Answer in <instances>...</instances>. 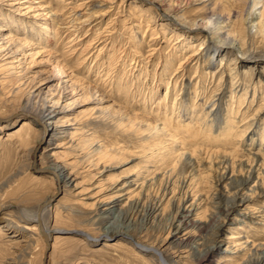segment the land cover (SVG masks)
Here are the masks:
<instances>
[{
    "label": "rangeland",
    "instance_id": "rangeland-1",
    "mask_svg": "<svg viewBox=\"0 0 264 264\" xmlns=\"http://www.w3.org/2000/svg\"><path fill=\"white\" fill-rule=\"evenodd\" d=\"M251 1L29 0L22 15L18 7L0 3V29L20 19L23 25L10 29L11 35L38 44H27L19 77L0 73V186L9 181L0 189V224L9 225L0 230V264H44L47 244L39 222L26 221L20 210H36L52 199L47 264H166L156 250L171 264L263 263L264 35L253 34L245 23ZM211 18L218 31L209 26L211 32L223 39L230 34L249 58L237 62L240 54L218 55L210 45L201 63L189 59L203 41L209 46L211 32L196 24ZM150 94L155 96L144 108ZM223 96L225 103L218 104ZM182 100L189 113L208 119L199 141L204 149L221 142L211 139L210 123L218 129L223 114L239 123L235 132L231 128L235 140L221 145L227 149L198 156L190 139L180 144L165 136L148 140L136 132L142 122L151 129L165 126L164 114L154 123L160 105L161 113L170 111L167 124L186 131L171 112H181L177 103ZM54 105L64 112L55 119L58 142L51 131L36 149V114L45 108L52 118ZM29 120L35 129L26 134L23 122ZM248 126L251 135L241 138ZM236 144L240 147L233 150ZM49 147L55 149L45 152ZM55 163L72 177L66 190L46 169ZM247 177L236 195L233 188ZM229 203L236 204L235 212L225 219L222 207ZM183 206L192 210V221L211 225L198 243L215 249L206 262H198L203 248L193 256L181 244L186 238L194 244L200 236L191 226L178 229ZM108 207L113 209L99 215ZM116 228L127 236L103 238Z\"/></svg>",
    "mask_w": 264,
    "mask_h": 264
},
{
    "label": "bare ground",
    "instance_id": "bare-ground-1",
    "mask_svg": "<svg viewBox=\"0 0 264 264\" xmlns=\"http://www.w3.org/2000/svg\"><path fill=\"white\" fill-rule=\"evenodd\" d=\"M6 2L7 4H10V0H0V3L1 2ZM12 1V0H11ZM29 2V0L27 1V0H13L12 1V3L9 5L10 7H13V8H15V7H18L17 9H16V11H18L19 12V15L21 14L22 15V10H25L26 8H24V9H22L21 7H22V5H25L26 3H28ZM250 10L251 11H249V9H248V11H247V14H246V18H245V23L246 24H249V29H250V31L253 33V34H262V35H264V0H253V1H251L250 2ZM27 9H29L30 10V8H27ZM0 13H1V11H0ZM19 15H17V16H19ZM137 18V17H136ZM199 23V22H198ZM196 24V25H201V27L202 28H205V29H208L210 32L212 31L211 30V28L210 27H214V30H215V32L217 31L216 30V27H215V22H214V19L213 18H211V19H209V20H207V21H203V20H201L200 21V23L201 24ZM12 25V26H11ZM21 25H23L22 24V20H20V19H15V20H12V21H8V22H6L5 23V28H1L0 29V73H3V72H9V76H11V75H13V76H17V77H19L21 74H22V72H23V70H24V67L22 68V64H23V62H22V59H20L21 58V55H22V53H24L25 52V49L27 48L28 49V47L31 45V44H34V45H32V46H30V47H36V46H38V44L37 43H23V41L21 40V39H19V38H17L16 36H12L11 35V33H10V29H13V28H18V27H20ZM210 26V27H209ZM201 27H200V29H201ZM40 28H42V26H40ZM218 28H220V27H218ZM43 29V28H42ZM42 29H40V30H42ZM17 30H19V29H17ZM37 30V29H36ZM222 30V29H221ZM213 32V31H212ZM211 32V34H209L210 35V37L208 38V42H210V44H208L209 46H206L205 47V41H203L202 43L203 44H201V50H198V52H194V54H192L190 57H189V59L190 60H194V61H196V60H198V63L200 62V58L199 57H201V59H203L204 57H205V55H203V53H204V51H206V49L207 48H209L210 47V45H213L215 48H218V55H220L221 54V52H224V51H227V52H229V53H235V54H237V55H239L240 54V56H238V58L236 59V61L238 62L239 61V58H246L247 56H246V54L247 53H245V50L243 51V48L241 47V46H239L238 44H237V41L229 34L228 35V38H222V35H221V33H220V36H216L215 34L218 32H216V33H212ZM221 32V31H220ZM26 34V33H25ZM41 34H42V32H41ZM40 34V35H41ZM42 35H44V34H42ZM80 41V40H79ZM29 46H28V45ZM211 48V47H210ZM245 48V47H244ZM100 53H102V52H100ZM252 55V54H251ZM197 57L199 58V59H197ZM247 58H249V57H247ZM190 60H188V61H190ZM193 62V61H192ZM197 62V61H196ZM201 63V62H200ZM186 64V63H185ZM205 64H207V66H211L212 65V63L211 62H209V61H205ZM22 69V70H21ZM216 72H217V70H215L214 71V74H216ZM3 75V74H2ZM8 75V74H7ZM8 76V77H9ZM196 76V75H195ZM3 77V76H2ZM197 77V76H196ZM10 78V77H9ZM13 80V79H12ZM5 81H6V79H5ZM18 81H19V79H18ZM1 83H2V81H1ZM47 83H50V81L49 82H47ZM120 84H121V82H120ZM45 85V84H44ZM114 85V84H113ZM5 86V85H4ZM122 86V85H121ZM124 86V85H123ZM239 87H240V85H239ZM6 88V87H5ZM114 88H115V86H114ZM222 85H220V86H218L217 88H216V90L214 91V93L215 92H218V91H221L222 89ZM208 89V88H207ZM221 89V90H220ZM121 90V89H120ZM159 90H156V91H154V93H157ZM120 93V92H119ZM120 95V94H119ZM135 95V94H134ZM153 95L155 96V94H150L149 96H147V101H145L146 102V104H145V102H144V108H149V106H147V103H149L150 101H152L153 100ZM225 96V95H224ZM224 96L221 98V99H219V100H217V103L218 104H223V102H224ZM247 96V95H246ZM245 96V97H246ZM119 98L121 97V96H118ZM129 97V96H128ZM138 97V96H137ZM167 97V96H166ZM136 98V96L134 97V99ZM197 99V98H196ZM191 100V97L190 96H188V103H189V101ZM212 100V99H211ZM196 101V100H195ZM246 101V100H245ZM175 103H176V101H175ZM186 103H187V100L186 101H184V100H182V102H180V103H177V105L179 104L180 105V107H179V109H177V110H179V111H181V112H178V114L176 113V110H174V111H171L172 112V115L173 116H175V114H176V118H175V120H178V121H181V123H185V125H186V131L184 130V131H181L179 128L180 127H178V124L176 123L175 124V126L173 125V128L171 127V126H169V124H167V122H169V121H171V119H172V117L169 119V118H167V115H168V113L170 112H165L164 113V111H163V113H161L160 111H158V110H161L160 108L162 107V105H160V107L158 108V109H156L154 112H156L157 111V114H156V116L154 117V123L156 124V123H159L158 121H160V120H162V119H160V118H162V117H164L165 115H166V120H165V122H166V124H164L165 126L162 128V129H160V128H158V124L156 125L157 127H153V129H151V128H149V127H145L144 125H143V122L142 123H140L139 125H138V127L136 128V129H138V130H136V132L137 131H141V133H142V135L146 138V139H148V140H153V138H154V140H156L155 138L156 137H161V136H165L166 138H169L168 140H170V141H173V143L174 142H178V141H180V143H182L181 142V140L183 139H190L189 141V143H191L192 142V146L191 147H193V153L194 154H196V155H202V154H205V153H207V152H212V151H214L215 149H227V148H225V147H223V146H221V145H228L229 143H230V141H233V140H235L234 139V132L236 131V129L238 128V125H239V123H237L235 120L233 121V119L232 118H229V117H227V115L224 117V115L225 114H223V119H222V123H220L219 125H218V129L216 128L215 129V127L214 126H212V123H210L209 125H208V132H209V134L211 135V139H217L218 137H220L219 139H220V143H218V144H216L214 147H211V148H207V147H205L206 149H204L203 148V146H202V144H199V141H200V135H201V133H202V130H203V128L205 129V127H207V126H205V125H207V123H208V119H203V118H201V116H197L198 114H196L195 112L194 113H189V108H188V106L189 105H186ZM217 103H215V105L217 104ZM225 103V102H224ZM242 104L243 103H245L244 101H242L241 102ZM191 104V103H190ZM194 104H196V105H198V103L196 102V103H194ZM242 104H240V105H242ZM46 106V105H45ZM44 106V107H45ZM199 106H201V105H198V106H195L197 109L199 108ZM240 107V106H239ZM52 108H55L53 111H51V113L49 114V115H52V114H55L56 116H54V117H52V118H48V116H47V113H48V109L46 110L45 108H43L38 114H36V119H34L35 121L34 122H36V123H34V124H37V125H39L40 126V128H39V130H40V133H39V136H38V141H37V145H36V149H38L39 147H40V142H41V140L42 139H44V137H45V135L47 136V135H49L50 134V132L52 131L53 133H52V139L53 140H55L56 142H58V135H60V132H58L59 131V126H55V124H57L58 122L57 121H55V119L57 118V116L58 115H60V114H62V113H64V112H62L63 111V109H62V107L60 106V107H58V105H54ZM165 109H166V107H164ZM173 108V107H172ZM151 109V108H150ZM50 110V109H49ZM182 112H184L183 114H184V116H183V118H184V120L183 119H181L182 117H181V114H182ZM159 113H160V115H159ZM30 114H31V112H30ZM163 114H164V116H163ZM190 114H192V116H191V124L189 123V124H186V122L188 121V120H185L186 118L187 119H189V116L188 115H190ZM26 116H28V115H26ZM221 117V118H222ZM33 118V117H32ZM160 120H159V119ZM235 118V117H234ZM194 119V120H193ZM245 117L242 119V120H244L245 121ZM52 121V122H51ZM194 123V124H193ZM201 123V124H200ZM203 123H205V124H203ZM32 122H30V120L28 121V122H23V127H22V129H24L25 131H26V134H31L32 132L34 133V131H32V129H35V125H34ZM66 125V124H65ZM184 125V126H185ZM200 125H204V126H200ZM224 125V126H223ZM246 125V124H245ZM38 126V127H39ZM67 126V125H66ZM233 126H235L236 128H234L233 130H234V132H233V130L231 131V128L233 127ZM253 126V125H252ZM252 126H248V127H246V128H244V130L241 132V133H243L242 134V137L241 138H245V136L248 134V132L250 131V129L252 128ZM50 127H51V129H50ZM63 127H65V126H63ZM68 127V126H67ZM228 127V128H227ZM243 127H245V126H243ZM227 128V129H226ZM192 130H194V133L193 132H191ZM217 130V131H216ZM25 131H24V133H25ZM30 132V133H29ZM149 132V133H148ZM146 133H148L147 135H146ZM264 133V132H263ZM182 135H184V136H182ZM248 135H251V133L250 134H248ZM18 136H20V135H18ZM182 137L181 139H180V137ZM263 136V135H262ZM20 138V137H19ZM18 138V139H19ZM56 138V139H55ZM233 138V139H232ZM158 139V138H157ZM240 139V138H239ZM185 140V141H186ZM21 141V140H20ZM60 141V140H59ZM212 141V140H211ZM263 141H264V138H263ZM23 142V141H22ZM56 142L54 143H52L51 144V142L49 143V145H56ZM239 142H240V140H238V142H237V144H239ZM21 143V142H20ZM179 143V142H178ZM179 143V144H180ZM214 142L212 141V144H213ZM216 143V142H215ZM214 143V144H215ZM236 143V142H235ZM194 144V145H193ZM208 145H212L211 144V142H208L207 143ZM236 144V146L233 148V147H231L233 150H237L239 147H237L238 145ZM230 145V144H229ZM183 146H185V145H183ZM25 147V146H24ZM53 149H55L54 147H49L48 149H46L45 150V152H49V151H52ZM56 149H57V146H56ZM148 150V149H147ZM183 150V149H182ZM32 151V150H31ZM144 151H146V150H144ZM180 151V150H179ZM216 151V150H215ZM29 153V152H28ZM32 153H35V152H33L32 151ZM31 153V154H32ZM214 154V153H213ZM35 155V154H34ZM182 155H184L183 153H182ZM197 156V157H198ZM33 158L35 159V156H33ZM51 159V158H50ZM180 159H181V156H180ZM182 160V159H181ZM180 160V161H181ZM34 162V161H33ZM184 164V163H183ZM64 167V166H63ZM183 167H185V166H183ZM182 167V168H183ZM181 168V167H180ZM47 170L48 169H50V170H52L53 172V175H54V178H55V180H56V182H57V184H59L60 186H62V187H60V188H62V189H65L66 190V188H68V186H69V184H71V178L72 177H70L71 175H68L66 172H65V170H64V168H62L60 165H59V163H55V164H52L50 167H48V168H46ZM184 169V168H183ZM139 176V175H138ZM225 178V175L224 176H222V178H220V182L223 180ZM250 180V177H247V178H245L244 179V181L241 183V184H239L238 186H235L233 189H234V191L236 190V192H235V194L237 195V193H240L241 192V188L245 185V184H247V182ZM73 181V180H72ZM8 182L9 181H7V182H5V183H3V184H1V186H0V189H2L5 185H7L8 184ZM58 185V186H59ZM116 186V185H115ZM123 188V187H122ZM119 190H122V189H119ZM57 191H59V189H57ZM123 191V190H122ZM117 192H118V190H117ZM122 193V192H121ZM119 196V195H118ZM117 196V197H118ZM112 197V196H111ZM117 200L118 198H116V196H115V198L113 197L111 200ZM219 199H221V195L219 196ZM50 201H52V200H50ZM50 201H48V202H45V203H48L47 205H45L43 208H42V210L40 211V206H39V208H37L36 210H28V209H22V210H20V214H21V217H23L26 221H28V222H31V223H33L34 221H35V223L37 224L38 222V225L37 226H39V230L41 231V235H42V237H43V239L45 240V243L47 244V251H48V249H49V252H48V256H49V253H50V251H51V240H50V238L52 237V235H51V230H50V227H49V225H48V220H49V211H50V205H51V202ZM114 202L115 201H113V202H106V203H109L108 204V206H111L112 204H114ZM45 203H43V204H45ZM107 207V206H106ZM235 207H236V204H226V206L225 207H222V212H223V215L225 216V219H228L229 218V216L231 215V213H234L235 212ZM133 208V207H132ZM221 208V206L218 208V209H220ZM103 209V208H102ZM113 208H111V207H108L107 209L105 208L104 210H100L99 211V215H106L107 213H109L111 210H112ZM135 210V209H134ZM134 210L132 211V213H131V215H130V217L133 215V212H134ZM151 211H153V212H155L156 210H157V206H155V207H152L151 209H150ZM159 210V209H158ZM131 211V210H130ZM129 211V212H130ZM146 211V210H145ZM151 211H149V212H151ZM128 212V211H127ZM139 211L137 210V212L135 213V215L134 216H136L137 215V213H138ZM97 213H98V211H97ZM125 213V212H124ZM147 212H145V214H146ZM128 214V213H127ZM144 214V215H145ZM149 214H151V213H149ZM98 215V214H97ZM150 216V215H149ZM194 215H193V212H192V210H188V209H186L185 210V208H184V206H183V208H182V211H181V213H180V215H179V218L177 219V221L176 222H178L179 223V225H178V229L180 228L181 230H183V229H188V227L189 226H191V227H193V229H196L197 230V232L198 233H200V236H198V239L196 240V242L194 243V244H198L200 241H202L203 240V235H204V233H206V232H208V231H210V223H206V224H203V223H199V222H194V221H192L191 220V218L193 217ZM129 217V219H131ZM219 217V216H218ZM103 220V219H102ZM127 220V219H126ZM148 220V219H147ZM211 220V219H210ZM213 220V219H212ZM30 223V224H31ZM191 223H192V225H191ZM223 223H225V222H223ZM5 228L6 229H8L9 228V225H7V224H0V230L2 231V230H5ZM222 228V227H221ZM115 230V229H114ZM116 230H117V228H116ZM43 231L44 232H46V234H47V236H48V238H49V245H48V242H47V239L44 237V235H43ZM108 233V232H107ZM176 235V234H175ZM173 236V238L172 239H174V241H175V239H177L178 237L177 236ZM87 236V235H86ZM116 237V236H119V237H126L127 235H126V233H122L120 230H117V231H113L112 233H110V234H106V235H104V237L103 238H107V237ZM197 238V237H196ZM240 238H243L242 236H238V237H233V236H230V238H228V239H240ZM97 239V238H96ZM98 240V239H97ZM216 240V239H215ZM205 241V240H204ZM94 242H96V241H94ZM93 242V243H94ZM215 243V242H214ZM181 244L182 245H184L185 244V247H190V252L192 253V255L193 256H195V255H197L198 253H197V250L198 251H200V248H203L201 251L202 252H200V255L198 256L197 255V257H198V262H206V260H207V258H208V256L210 255V254H212V252H213V250H215V249H213V247L212 246H210V247H207V248H205V246L201 243V244H198V245H196V247L197 248H194V244L192 243V240H189V239H184V240H181ZM233 244H235L234 242H233ZM213 245V244H212ZM236 248L238 249V250H240L241 248H242V246H241V244H236ZM235 249V248H234ZM236 249V250H237ZM248 250H250V249H248ZM156 254L158 255V257L162 260V261H164L166 264H171V261L170 260H168L167 258H166V256L165 255H163V253H162V251L160 252V251H158V250H156ZM196 257V258H197ZM231 258V257H230ZM47 261H48V258H47ZM197 261V260H196ZM230 261V260H229ZM210 263V262H209ZM178 264V263H177ZM201 264V263H200ZM210 264H212V263H210ZM259 264V263H258ZM262 264H264V261H263V263Z\"/></svg>",
    "mask_w": 264,
    "mask_h": 264
},
{
    "label": "water",
    "instance_id": "water-1",
    "mask_svg": "<svg viewBox=\"0 0 264 264\" xmlns=\"http://www.w3.org/2000/svg\"><path fill=\"white\" fill-rule=\"evenodd\" d=\"M53 199H52V201H50L51 202V204L53 203ZM48 203H45V204H42L41 206H40V211L42 210V208L45 206V205H47ZM43 235H44V237L47 239V242L49 241V238H48V236H47V234H46V232H44L43 231ZM48 245H49V242H48ZM50 246V245H49ZM48 252H49V249H48V251L45 253V257H44V264H47V258H48Z\"/></svg>",
    "mask_w": 264,
    "mask_h": 264
}]
</instances>
